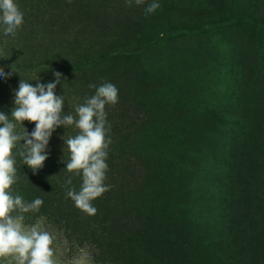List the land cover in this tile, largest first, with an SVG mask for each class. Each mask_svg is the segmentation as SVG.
Segmentation results:
<instances>
[{
  "label": "rangeland",
  "instance_id": "obj_1",
  "mask_svg": "<svg viewBox=\"0 0 264 264\" xmlns=\"http://www.w3.org/2000/svg\"><path fill=\"white\" fill-rule=\"evenodd\" d=\"M14 2L24 22L15 36L0 24V67L11 71L0 112L10 115L20 80L55 82L54 72L65 115L95 94L90 84L118 89L105 106L111 187L95 215L67 196L82 183L65 167L74 125L46 148L49 207L24 214L53 236L60 264H264V0H157L151 14L153 0ZM15 158L12 192L30 203L37 192Z\"/></svg>",
  "mask_w": 264,
  "mask_h": 264
},
{
  "label": "clouds",
  "instance_id": "obj_2",
  "mask_svg": "<svg viewBox=\"0 0 264 264\" xmlns=\"http://www.w3.org/2000/svg\"><path fill=\"white\" fill-rule=\"evenodd\" d=\"M126 3L132 6L133 0H126ZM134 3L141 5L144 0H134ZM158 8L160 4L153 0L145 12L151 14ZM23 22V13L14 0H0V24L4 26L5 36H15ZM53 75L55 82H37L35 86L20 80L10 115L0 112V259L6 260L7 264H13V261L14 264H60L52 247L53 236L39 223L24 224V214L38 211L43 200L36 198L29 203L21 195H13L12 185L17 182L16 155L33 171L42 168L48 158L46 148L53 131L74 125L79 132L64 142L70 153L65 167L68 172L81 176L82 183L79 191L70 188L67 196L78 209L95 215L92 201L111 187L104 184L107 149L111 143L105 106L118 102V89L110 82L99 87L90 84V88L96 89L95 94L75 108V116L65 115L64 97L55 93L57 84L61 83V73L54 72ZM9 76L11 71L5 73L0 67V77ZM23 121L35 124L31 133L22 126ZM17 124L22 127L19 133ZM18 145L21 150L14 155L13 149ZM66 184H72L71 177Z\"/></svg>",
  "mask_w": 264,
  "mask_h": 264
},
{
  "label": "trees",
  "instance_id": "obj_3",
  "mask_svg": "<svg viewBox=\"0 0 264 264\" xmlns=\"http://www.w3.org/2000/svg\"><path fill=\"white\" fill-rule=\"evenodd\" d=\"M22 172L26 175V176L25 175L24 176L28 179L27 184H29V186H31L32 188H35L34 190H36V192H37L36 193L37 198H40L43 200L42 206L45 205L46 207H49V202H50L49 194L52 193L54 188L52 187V185H49L47 188H45V190L42 194H40V190H39L42 182L49 175L45 174L44 171L40 170V169L33 171L27 165H25ZM35 199H36V196H35Z\"/></svg>",
  "mask_w": 264,
  "mask_h": 264
}]
</instances>
